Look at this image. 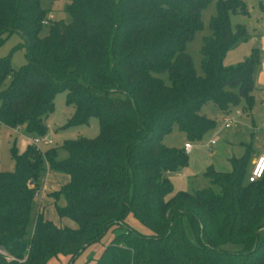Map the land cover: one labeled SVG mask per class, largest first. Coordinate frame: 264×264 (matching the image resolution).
Wrapping results in <instances>:
<instances>
[{
  "label": "trees",
  "instance_id": "16d2710c",
  "mask_svg": "<svg viewBox=\"0 0 264 264\" xmlns=\"http://www.w3.org/2000/svg\"><path fill=\"white\" fill-rule=\"evenodd\" d=\"M41 1L0 0V43L18 33L26 51L18 69L10 65L14 49L0 60V121L45 135L54 96L66 90L74 113L65 126L94 116L99 133L64 140L62 160L57 147L30 145L13 153L12 171L0 170V264L61 256L70 263L109 229L110 242L84 264H264V175L250 181L247 160L234 157L229 171L208 167L210 186L173 191L167 172L187 166L189 154L163 142L174 125L191 141L214 127L200 112L207 100L224 112L242 97L252 107L259 48L236 65L224 62L247 38L243 25L231 24L232 13L248 12L246 4L217 0L200 75L188 43L211 0H69L68 22L47 20ZM45 163L69 176L49 197L74 224L56 225L39 213L29 235ZM129 215L149 233L130 226Z\"/></svg>",
  "mask_w": 264,
  "mask_h": 264
},
{
  "label": "rangeland",
  "instance_id": "374dc122",
  "mask_svg": "<svg viewBox=\"0 0 264 264\" xmlns=\"http://www.w3.org/2000/svg\"><path fill=\"white\" fill-rule=\"evenodd\" d=\"M248 9L247 13L236 12L231 14V24L235 29L238 25L246 28L247 38L238 45L228 50L225 56L226 65H236L245 61L252 54L253 48H259L262 61L255 72L256 88L254 90L255 101L252 107L246 97H242L239 104L224 112L213 100H207L202 104L200 112L211 119L215 126L207 130L201 139L190 140L194 150L189 155L187 166L180 167L169 177L173 183V191L188 190L194 191L199 188L210 186V179L204 175L209 165L217 170H231L232 158H243L247 160V172L251 174L259 157L264 155V0H242ZM69 0H42L41 6L48 10L46 18L49 21L64 20L70 21V16L64 11ZM217 13V0H211L202 12L203 27L196 31L194 38L188 43V52L198 74L203 75L202 48L205 37L212 34L210 27L211 19ZM48 33V26L44 25L42 35ZM12 49L14 51L12 52ZM13 69H18L25 62V48L23 39L18 33H12L0 43V60L8 57ZM66 90L59 91L54 96V109L47 119V137L52 140L51 144L41 142L39 148L45 151L51 147H57V159L67 157L65 149L59 147L64 140L74 139L79 136L88 138L95 137L99 133L98 119L91 116L86 124H73L65 126L74 113L73 105L66 104ZM240 111V114H237ZM235 117L236 124L225 126V118ZM33 133H28L24 125L10 127L0 121V170L12 171L14 169L13 153L26 152L30 145H33ZM187 135L176 125L164 135L163 142L167 146L183 149ZM212 140L216 143L210 149ZM45 169L38 180V190L31 199L29 214V225L27 232L32 233L35 220L39 213L45 219L51 220L56 225H73L74 223L66 218H60L57 214L54 201L49 194L66 183L69 176L61 171L49 170L45 163ZM47 185V187H46ZM61 205L62 202L57 203ZM127 223L141 233L148 234L149 230L143 226L132 215L127 217ZM114 232L109 229L97 242L87 246L72 262L67 263V257L51 259L47 264H84L87 261L96 260L103 248L110 242ZM230 250H240L243 245L240 243H226L224 246Z\"/></svg>",
  "mask_w": 264,
  "mask_h": 264
},
{
  "label": "built area",
  "instance_id": "2783aa9c",
  "mask_svg": "<svg viewBox=\"0 0 264 264\" xmlns=\"http://www.w3.org/2000/svg\"><path fill=\"white\" fill-rule=\"evenodd\" d=\"M44 23H46V21ZM237 114H240V111H237ZM236 123H237L236 119L233 116L231 117L229 116L225 118V126L227 127H231L235 125ZM41 142L51 144L52 140L49 139L46 134L42 136H35L32 139L33 145L36 146L37 148H39V144ZM215 143H216V140H212L210 143V146L212 147ZM184 148H185L186 153L189 154L193 149V144L190 141H188L185 143ZM263 175H264V155H261L249 176V180L255 181L261 178Z\"/></svg>",
  "mask_w": 264,
  "mask_h": 264
},
{
  "label": "crops",
  "instance_id": "0c3cea01",
  "mask_svg": "<svg viewBox=\"0 0 264 264\" xmlns=\"http://www.w3.org/2000/svg\"><path fill=\"white\" fill-rule=\"evenodd\" d=\"M188 141H190V140H186L185 141V143L186 142H188ZM191 142V141H190ZM185 143H184V146H185ZM192 143V142H191ZM210 146V145H209ZM210 149L212 148L211 146L209 147ZM193 150H194V147H193V149H192V151L189 153V155L190 154H192V152H193ZM189 163V162H188ZM232 164V163H231ZM210 166H213L212 164L211 165H209L208 167H210ZM208 167H207V169H208ZM214 167V166H213ZM215 168V167H214ZM207 169L204 171V175L206 176V171H207ZM216 169V168H215ZM232 169V168H231ZM217 170V169H216ZM220 171V170H219ZM229 171V170H228ZM170 173H172V171H169V172H167V176L169 177V175H170ZM209 178V177H208ZM169 179H170V177H169ZM210 179V178H209ZM171 180V179H170ZM172 182V181H171ZM46 187H47V185H46ZM64 260H67V258L66 259H64Z\"/></svg>",
  "mask_w": 264,
  "mask_h": 264
},
{
  "label": "water",
  "instance_id": "95a60500",
  "mask_svg": "<svg viewBox=\"0 0 264 264\" xmlns=\"http://www.w3.org/2000/svg\"><path fill=\"white\" fill-rule=\"evenodd\" d=\"M32 184V182H30Z\"/></svg>",
  "mask_w": 264,
  "mask_h": 264
}]
</instances>
